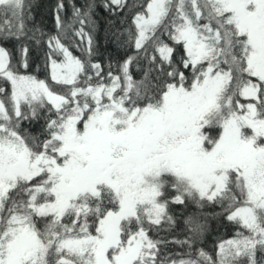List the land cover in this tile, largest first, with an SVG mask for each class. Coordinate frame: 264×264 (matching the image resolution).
Wrapping results in <instances>:
<instances>
[{
  "label": "snow or ice",
  "instance_id": "obj_1",
  "mask_svg": "<svg viewBox=\"0 0 264 264\" xmlns=\"http://www.w3.org/2000/svg\"><path fill=\"white\" fill-rule=\"evenodd\" d=\"M0 264H264V0H0Z\"/></svg>",
  "mask_w": 264,
  "mask_h": 264
}]
</instances>
